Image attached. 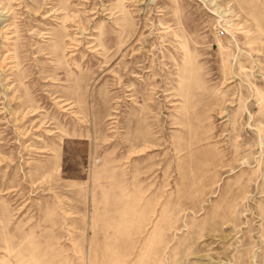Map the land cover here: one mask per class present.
<instances>
[{
    "label": "rangeland",
    "instance_id": "1",
    "mask_svg": "<svg viewBox=\"0 0 264 264\" xmlns=\"http://www.w3.org/2000/svg\"><path fill=\"white\" fill-rule=\"evenodd\" d=\"M0 264H264V0H0Z\"/></svg>",
    "mask_w": 264,
    "mask_h": 264
}]
</instances>
